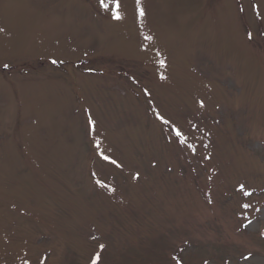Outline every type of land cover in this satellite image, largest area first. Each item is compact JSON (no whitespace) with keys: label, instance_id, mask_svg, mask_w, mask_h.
<instances>
[{"label":"rangeland","instance_id":"rangeland-1","mask_svg":"<svg viewBox=\"0 0 264 264\" xmlns=\"http://www.w3.org/2000/svg\"><path fill=\"white\" fill-rule=\"evenodd\" d=\"M104 2L0 0V264H264V0Z\"/></svg>","mask_w":264,"mask_h":264},{"label":"snow or ice","instance_id":"snow-or-ice-1","mask_svg":"<svg viewBox=\"0 0 264 264\" xmlns=\"http://www.w3.org/2000/svg\"><path fill=\"white\" fill-rule=\"evenodd\" d=\"M100 4L105 9L108 8V5L104 2V0H100ZM254 7H258V5H254ZM116 9H117V12H116L115 18L116 19H121V16L119 15V12H118V9H119L118 0H116ZM140 15L141 16L144 15V12H143L142 9L140 10ZM248 38L249 39H252V34L251 33L248 34ZM53 63H56V61H53ZM161 64H163V61H161ZM5 67H7V65H5ZM201 107H203V102L202 101H201ZM157 119H159L160 121H162L164 124H170V121L166 120L163 116H161L159 114H157ZM171 131L175 135V137L179 139V142L181 144H184V143L187 142V137L184 135V133L178 127L172 126ZM189 147H192V145H189ZM193 151H195L194 148H193ZM102 158L104 160H110V158L108 156H103ZM111 163L115 164L116 161L112 160ZM241 190L242 191L244 190V186L243 185H241ZM244 195H251V193L248 192V191H244ZM243 207L244 208H247V207H249V205L245 204V205H243ZM249 223H251V221H249ZM248 258L249 257H246L245 259H248ZM93 264H95V261L93 262Z\"/></svg>","mask_w":264,"mask_h":264}]
</instances>
